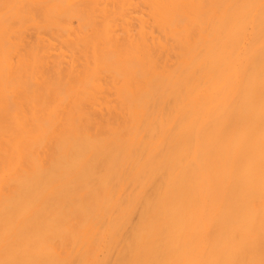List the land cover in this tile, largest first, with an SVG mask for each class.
<instances>
[{"label": "bare ground", "instance_id": "obj_1", "mask_svg": "<svg viewBox=\"0 0 264 264\" xmlns=\"http://www.w3.org/2000/svg\"><path fill=\"white\" fill-rule=\"evenodd\" d=\"M0 264H264V0H0Z\"/></svg>", "mask_w": 264, "mask_h": 264}]
</instances>
